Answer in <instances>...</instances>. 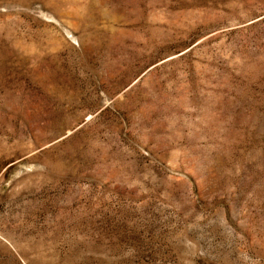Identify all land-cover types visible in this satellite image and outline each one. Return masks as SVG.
I'll use <instances>...</instances> for the list:
<instances>
[{
    "label": "rangeland",
    "instance_id": "1",
    "mask_svg": "<svg viewBox=\"0 0 264 264\" xmlns=\"http://www.w3.org/2000/svg\"><path fill=\"white\" fill-rule=\"evenodd\" d=\"M0 264H264V0H0Z\"/></svg>",
    "mask_w": 264,
    "mask_h": 264
}]
</instances>
